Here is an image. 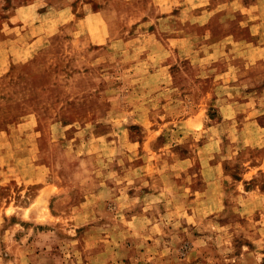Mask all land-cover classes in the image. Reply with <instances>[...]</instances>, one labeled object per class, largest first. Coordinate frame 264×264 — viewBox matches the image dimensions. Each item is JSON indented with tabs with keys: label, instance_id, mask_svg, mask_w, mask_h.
Wrapping results in <instances>:
<instances>
[{
	"label": "rangeland",
	"instance_id": "obj_1",
	"mask_svg": "<svg viewBox=\"0 0 264 264\" xmlns=\"http://www.w3.org/2000/svg\"><path fill=\"white\" fill-rule=\"evenodd\" d=\"M0 264H264V0H0Z\"/></svg>",
	"mask_w": 264,
	"mask_h": 264
}]
</instances>
